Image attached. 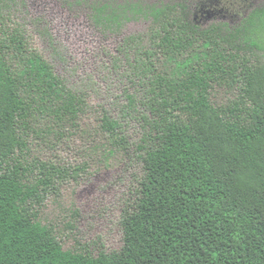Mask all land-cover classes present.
Instances as JSON below:
<instances>
[{
    "label": "trees",
    "instance_id": "16d2710c",
    "mask_svg": "<svg viewBox=\"0 0 264 264\" xmlns=\"http://www.w3.org/2000/svg\"><path fill=\"white\" fill-rule=\"evenodd\" d=\"M89 8L105 34L151 21L114 58L137 91L126 92L127 106L144 110L145 128L124 246L98 256L85 245L66 250L43 221L46 198L79 177L62 145L82 139L108 167L132 143L121 119L56 73L36 45L46 40L58 52L55 38L26 0H0V264H264V5L235 27L206 28L186 0H97Z\"/></svg>",
    "mask_w": 264,
    "mask_h": 264
},
{
    "label": "rangeland",
    "instance_id": "374dc122",
    "mask_svg": "<svg viewBox=\"0 0 264 264\" xmlns=\"http://www.w3.org/2000/svg\"><path fill=\"white\" fill-rule=\"evenodd\" d=\"M97 0H26L30 17L42 18L49 26L58 52L46 40H37V47L55 66L67 84L88 94L94 106L104 105L122 120L132 143L130 153L114 159L108 167L98 164L88 153L82 139H73L61 146V158L76 169L79 177L69 178L58 195H49L40 206L41 217L58 233L64 249H86L98 256L101 251H120L124 246L122 218L138 196L143 163L137 151L145 128L141 120L144 110H129L126 92H137L123 71L114 70V58L124 39L146 33L151 21L145 18L128 23L120 33L105 34L90 21L89 5ZM114 3L137 1L146 6L164 5L180 0H103ZM192 19L202 27L227 22L239 25L264 0H186ZM225 92L218 90V100ZM33 152L39 154V148ZM51 155L49 150L40 155ZM46 155V156H47ZM81 168V169H79ZM80 214L73 218L72 208ZM84 249V250H86Z\"/></svg>",
    "mask_w": 264,
    "mask_h": 264
}]
</instances>
